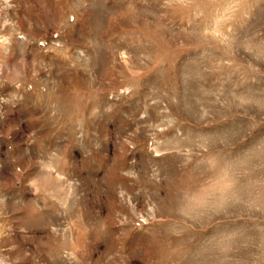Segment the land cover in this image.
<instances>
[{"label": "rangeland", "instance_id": "obj_1", "mask_svg": "<svg viewBox=\"0 0 264 264\" xmlns=\"http://www.w3.org/2000/svg\"><path fill=\"white\" fill-rule=\"evenodd\" d=\"M0 264H264V0H0Z\"/></svg>", "mask_w": 264, "mask_h": 264}]
</instances>
